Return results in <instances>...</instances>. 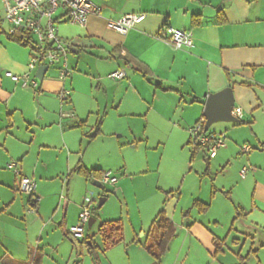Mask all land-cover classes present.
Instances as JSON below:
<instances>
[{
    "label": "crops",
    "instance_id": "obj_1",
    "mask_svg": "<svg viewBox=\"0 0 264 264\" xmlns=\"http://www.w3.org/2000/svg\"><path fill=\"white\" fill-rule=\"evenodd\" d=\"M92 1L102 7V13L90 16L85 25L68 21L63 8L56 12L55 18L58 34L73 45L72 53L80 54L83 50L93 57L82 55L80 62L76 64L79 72H71L70 82H63L58 77H49L41 86L38 84V94L30 91L22 80L32 73L29 68L30 50L9 40L5 30H2L3 34L0 32V165L3 164V170H0V184L9 187L13 196L18 193L19 177L14 174L13 182L5 183L4 167L9 161L12 163L20 160L21 174L36 181L37 170L33 171L34 175H28L23 166L24 159L30 157L32 152L37 155L39 165L45 164L43 158H46L50 149L59 148L63 152L69 144V134L79 131L86 124L87 120H74L78 113L71 97L73 90L87 96L92 102L95 101L99 106L98 111L103 108L107 116L112 115L118 120L141 116L147 119L156 117L161 121L173 123L174 129L189 134L190 144L189 129L205 118L207 96L231 86L237 103L235 107H240L243 111V116L239 119L242 122L237 123L250 125L254 139L260 142L264 153V138L257 131L259 112L264 113V0ZM219 11L224 16L222 23L219 22ZM129 13H145L146 18L125 34L108 26L110 20H118ZM196 15L201 17L198 24L193 21ZM169 26L190 31L193 46L176 49L167 40L159 38V35L167 36ZM133 60L140 64V70L135 67ZM117 70H124L126 77L110 78L109 74ZM12 75L18 76L19 80L13 79ZM63 86H70V94L64 103L59 98ZM52 95L58 97L57 104L51 100ZM33 101L34 104L38 102V105H34ZM243 109L247 110L248 114L244 115ZM68 113H73V116H63ZM82 122L85 124L81 125ZM18 126L24 129L25 136H30L21 158H18L19 155H16L11 147L14 145V131L20 128ZM54 129L58 131V147L50 142ZM38 130L46 132L43 139L36 134ZM212 132L222 133V130L215 128ZM100 136L101 134L91 142L88 140V145ZM225 147V151H228V142ZM79 153H82V149ZM236 154L237 151L226 157L222 151L221 154L217 152L214 158H210L205 152L203 157L208 166L203 168L205 170L202 182L205 183L206 191L200 192L201 195L198 196V193L195 195V190H192L193 195H190L188 207L180 206L183 194L180 191L170 197L167 195L163 199L162 208L159 203H155L153 213L156 211L157 214L159 210L165 209L176 229L175 237L169 242L167 251L159 262L143 245L134 242L137 233H134L130 243L125 242V226L124 240L110 251L117 249L116 258H120L122 254L129 257L133 251L135 255L140 256L143 264H239L241 257L248 255L246 264L252 257L257 258L259 264H264V178L261 177L264 165L253 163L251 158L247 159L256 169L253 174L255 185L250 202L237 199L240 203L238 206L232 202L234 196L231 197L233 192H237L234 185L228 184V180H219L218 176L214 178L216 182L211 181V184L208 179V168L211 170L212 159H215L217 167H224ZM198 156L199 152L195 153L194 148L190 162L196 161ZM79 162L87 167L83 158H80L74 168ZM19 166L20 164H17V168ZM244 167L245 165L242 169ZM87 168L105 171L103 167ZM122 168L123 171L126 170V166ZM73 169L67 180L68 189L71 176L77 173ZM249 171L250 169L245 176H240L245 179ZM68 193L67 190V198ZM195 200L209 203L208 210L200 212L193 205ZM84 201L81 202L82 207ZM14 202L15 199H12L10 204L6 205L3 201L0 214L9 212L14 207ZM28 203L33 206L30 198ZM72 205L69 199L63 202L58 222L60 229V224L64 222L70 233ZM158 207L160 209H157ZM177 208L182 217L178 222L174 219ZM58 209L59 207L54 210V216H57ZM36 210L42 220L41 198ZM186 211L187 217L184 215ZM81 212L80 209L79 222ZM238 222L239 225L236 226ZM150 225L148 229L143 227V238L138 236L143 242ZM73 227L74 225L71 226ZM124 242L126 253H122L121 248ZM89 243L91 244L90 241ZM229 244L240 250H232ZM245 248H248V251L243 255L241 252ZM100 249L103 250L102 247ZM254 250H257L256 254ZM33 263L43 264L39 249L34 253ZM133 263L134 260L129 257V264Z\"/></svg>",
    "mask_w": 264,
    "mask_h": 264
},
{
    "label": "rangeland",
    "instance_id": "obj_2",
    "mask_svg": "<svg viewBox=\"0 0 264 264\" xmlns=\"http://www.w3.org/2000/svg\"><path fill=\"white\" fill-rule=\"evenodd\" d=\"M0 23V32L3 34L2 30H7L8 24L1 1ZM1 34L0 36H2ZM33 40L36 38L34 37ZM27 50L32 52L31 44L27 46ZM82 55L93 57L83 50L80 51V54H74L71 51L68 55V63L73 74L79 72L76 64L80 62ZM57 67L58 64L50 66L43 81L36 80V69L30 74L29 80H35L41 86L49 77L59 78L60 70ZM22 80L24 82L25 78ZM68 81H71L70 76ZM69 87L67 88L70 90ZM28 88L38 94L37 88L33 85H29ZM71 92L73 105L78 113L74 120L84 119L87 120L86 124L79 131L69 134V144L63 152L59 148L50 149L46 158H43L45 164L39 165L37 155L32 152V155L23 161L24 169L28 175H34L33 171L37 170L35 173L38 184L36 196L41 198L43 219L39 218L36 208L28 203V194L18 190L17 195L13 196L9 187L0 184V208L4 205L3 201L9 205L12 199H15L14 207L6 214H0V264H34L33 258L36 249H39L40 255L43 256V264H97V257L100 258L99 264H129V257L134 260L133 264H143L140 256L135 255L133 251L129 257L122 254L120 258H116L118 257V254L115 253L117 249L110 251V248L105 251L107 253L100 249V247L103 248V239L99 232L101 222L120 218L124 221L126 230L125 242L130 243L134 233L143 238V227L148 229L156 214V211L153 213L155 203H159V207L162 208V202L167 196V192H172L175 195L179 194V191L183 192L180 203V206L183 205V207L189 206L190 195H193L192 190H195V195L198 193V196L201 195L200 192L205 193L202 176L204 175L203 170H205L203 168L208 166L203 157L206 151L201 147L198 151L199 158L196 157V161L191 163L192 152L197 146L192 142L188 144L189 134L174 129L173 123L161 121L156 117L147 119L141 116L118 120L112 115L107 116L106 112H103V108L98 111L97 103L92 102L87 96L74 90ZM51 100L57 104L58 97L55 95ZM35 104L38 105V102ZM235 105L237 106V103ZM89 111L92 112L88 115ZM246 114L248 111L244 110V115ZM259 114L257 131L264 138V113L259 112ZM102 116L103 134L94 143L88 145V135L94 132L95 125ZM215 128L222 130V133H216L224 135L226 144L228 142L230 146L228 151H225L226 147L224 146L218 152L221 154L224 151L226 157L236 151L237 154L224 167H217L215 159H212L211 170L208 168L210 184L211 181H215L214 178L217 176L219 180H228V184L234 185L237 189V192H233L231 196H234L233 204L240 205L239 199L249 203L255 185L253 174L256 169L250 165V162H247V159L251 158L253 163L264 165V153L260 148V142L254 139L250 125L247 123L239 125V123L221 121L214 123L210 131L212 132V129ZM56 130L54 129L51 133L52 141L50 142L53 143V146L59 145L57 143L59 136ZM24 133L25 131L21 127L14 131V145L11 147L14 153L19 155L18 158L22 157L21 153L26 151V145L30 140V136H25ZM36 134L40 139H43L46 132L42 133L38 130ZM245 145L253 148L251 153H242V147ZM80 149H82V153H79ZM80 158H83L87 167H103L105 171H111L118 177V182L104 184L105 187L102 189L93 184L94 180H86L81 175L74 173L71 176L72 180L68 189V175ZM1 160L3 163L4 158L2 157ZM13 162L20 164L18 170L21 172V161ZM9 163L11 161L6 164L3 173L6 184L13 182L15 174V169L8 167ZM1 165L0 170H3V164ZM244 165L250 168L245 179L240 176V170ZM123 166H126L124 171ZM262 168L264 169L263 166ZM261 174H263L261 177L264 178V173ZM67 190L68 198L66 197ZM88 196L93 198L90 212L91 217L96 219L91 227L89 222L84 225L79 224L78 219L80 209L83 208L81 202ZM101 197H105L107 200L102 207H99ZM67 199L73 203L70 210V231L72 230L71 226L80 225L83 227V235L80 237L74 233L66 236L59 228L58 222L62 205ZM57 207H59L58 214L54 216V210ZM159 207L157 209H160ZM181 218L177 208L174 219L178 222ZM237 225L239 222L236 223ZM88 236L92 237L98 245L96 251L92 250L91 244L86 240ZM125 242L121 245L122 253H126ZM228 246L232 250L235 248L240 250L231 244ZM247 249L245 248L241 253L245 255ZM247 264H259V262L257 258L252 257Z\"/></svg>",
    "mask_w": 264,
    "mask_h": 264
},
{
    "label": "built area",
    "instance_id": "obj_3",
    "mask_svg": "<svg viewBox=\"0 0 264 264\" xmlns=\"http://www.w3.org/2000/svg\"><path fill=\"white\" fill-rule=\"evenodd\" d=\"M5 10V20L8 24L6 30L9 35L24 34L32 45L31 59L29 62L30 71H35L41 65L50 66L58 64L60 70L59 79L65 82L71 75L68 63V55L72 51V43L64 40L57 31L55 14L63 8L64 15L74 24L85 25L90 16L101 15L102 7L92 0H1ZM146 18L145 13L125 14L118 20H110L108 26L120 33H127L130 29L140 24ZM1 25V23H0ZM167 36L159 35V38L167 40L176 49H185L193 46L192 33L183 28L169 26ZM36 40H33V38ZM9 75H11L9 73ZM13 79L19 80L18 76L12 75ZM30 74L25 76L24 85H38L37 81L29 80ZM110 78L123 79L126 77L124 70H117L109 74ZM36 80H38L36 78ZM70 90L63 86L59 93L62 103L67 99ZM232 115L241 119L242 108L235 107ZM63 116H73V113L63 114ZM206 119L202 118L189 131L191 142L198 147H202L210 158H214L220 148L226 145L224 135L216 132L205 131ZM250 146L242 147L243 153H249ZM9 168L15 169V174L19 177V190L28 194L34 200H39L36 196L37 183L33 178L22 175L17 168V163L8 164ZM250 168L244 167L241 171L245 176ZM103 184H116L118 177L111 171H105L102 176ZM93 198H85L79 224H86L91 219L90 206ZM72 233L80 237L83 235V227L80 225L72 228Z\"/></svg>",
    "mask_w": 264,
    "mask_h": 264
},
{
    "label": "trees",
    "instance_id": "obj_4",
    "mask_svg": "<svg viewBox=\"0 0 264 264\" xmlns=\"http://www.w3.org/2000/svg\"><path fill=\"white\" fill-rule=\"evenodd\" d=\"M200 15L194 16V24H198L200 22ZM219 22H224V16L222 12L219 11ZM1 27V25H0ZM6 35L9 40L14 41L22 46H29L30 42L28 38L24 34L18 35H9L5 30ZM130 62L132 60L130 59ZM135 63V67L137 69H141L140 64L133 60ZM242 122L241 120L239 121ZM85 122H82L81 125H84ZM102 126H103V116L99 119V121L95 125V130L92 134L88 135L89 142L93 141L96 137L102 134ZM201 149V147L195 148V153H197ZM74 172L84 176L88 180H102L103 173L105 172L102 169H89L85 167L81 162H79L76 167L73 169ZM71 174L68 175V178ZM19 190V189H18ZM172 192H167V195H171ZM30 201L34 208L37 207L39 200H34L31 196H29ZM194 207H197L200 212H206L209 208V203L201 202L199 200L194 201ZM185 217L188 216V211L184 212ZM93 218V217H92ZM61 230L65 233L66 236H69L70 232L65 228L64 222L60 224ZM100 235L103 239V251L118 245L124 240V221L122 219H111L105 220L101 222L99 228ZM176 229L174 222L171 218L167 216L165 209L159 210V212L154 217L150 228L148 230L145 241L143 242L138 236L135 237L134 242L137 244L143 245L147 251L159 262L162 256L166 253L169 242L175 237ZM86 240L91 242L92 250L96 251L98 249V245L92 239V237L88 236ZM254 254L257 253V250L253 251ZM249 259L248 256H242L239 264H246V261ZM100 259L97 257V264H99Z\"/></svg>",
    "mask_w": 264,
    "mask_h": 264
},
{
    "label": "water",
    "instance_id": "obj_5",
    "mask_svg": "<svg viewBox=\"0 0 264 264\" xmlns=\"http://www.w3.org/2000/svg\"><path fill=\"white\" fill-rule=\"evenodd\" d=\"M49 65H41L35 74V77L40 81H43L47 71L49 70ZM235 106V96L233 87L228 86L219 92L212 93L207 96L204 116L206 119L205 131H209L211 126L217 122H233L237 123L240 120L232 115V110ZM93 184L99 188H104L105 185L101 180H94ZM107 198L101 197L99 201V207H102L106 202ZM95 222L94 218L89 221V226L91 227Z\"/></svg>",
    "mask_w": 264,
    "mask_h": 264
}]
</instances>
